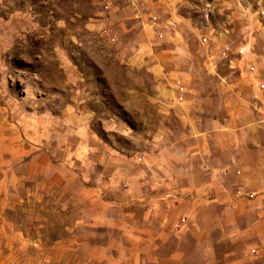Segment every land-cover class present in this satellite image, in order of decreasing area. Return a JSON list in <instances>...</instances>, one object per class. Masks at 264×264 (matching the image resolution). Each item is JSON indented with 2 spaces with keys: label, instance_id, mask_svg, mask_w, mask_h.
<instances>
[{
  "label": "rangeland",
  "instance_id": "374dc122",
  "mask_svg": "<svg viewBox=\"0 0 264 264\" xmlns=\"http://www.w3.org/2000/svg\"><path fill=\"white\" fill-rule=\"evenodd\" d=\"M230 113L264 116V0H0V264L153 261L144 220L176 214L156 188L186 177L141 156L166 171ZM250 210L197 211L192 263L252 264Z\"/></svg>",
  "mask_w": 264,
  "mask_h": 264
},
{
  "label": "crops",
  "instance_id": "0c3cea01",
  "mask_svg": "<svg viewBox=\"0 0 264 264\" xmlns=\"http://www.w3.org/2000/svg\"><path fill=\"white\" fill-rule=\"evenodd\" d=\"M205 118V122L201 124L188 126L186 135L193 136V144L187 146L184 155L172 157L176 164L170 169L160 170V165L153 167L146 151L141 156L146 162L140 172L142 175L180 174L186 177L185 182L172 184L171 190L165 193L158 192V186L156 188L155 199L160 203L164 199L172 201L174 206L171 209L176 214L172 219L166 218L156 205L158 214L145 218L144 222L149 227L142 236L146 246L145 254L150 253L154 257L153 261L145 260V264H193L191 257L196 247L195 214L212 204L219 205L224 213L233 204L242 211L247 207L251 209L236 217L235 223H251L255 240L249 247L252 255L250 260L252 264H264V135L260 133L264 126V116L253 114L250 118L230 113L224 119L220 115L206 116L203 119ZM113 155L115 159L116 154ZM195 158H198V162ZM155 159H161L158 153ZM226 183H230L231 187L228 192H224V188L228 186ZM197 192L212 193V196L200 199ZM180 212L187 215L186 220L180 222L181 227L170 228L169 224L178 221ZM126 213L129 212L125 211ZM132 220L131 216L124 215L118 221L127 235L132 234ZM219 221L230 223L231 218L225 215ZM239 232L243 233V228ZM224 255V264H240L246 260L237 257V254V258L231 260L234 253L230 249L225 250Z\"/></svg>",
  "mask_w": 264,
  "mask_h": 264
}]
</instances>
